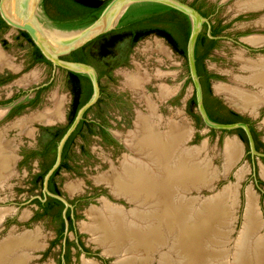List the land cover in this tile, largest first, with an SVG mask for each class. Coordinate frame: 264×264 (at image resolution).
Segmentation results:
<instances>
[{
  "label": "rangeland",
  "instance_id": "1",
  "mask_svg": "<svg viewBox=\"0 0 264 264\" xmlns=\"http://www.w3.org/2000/svg\"><path fill=\"white\" fill-rule=\"evenodd\" d=\"M184 1L203 8L208 13L207 18L210 22L220 25L222 29L217 46L206 60L208 69L216 75L213 79V90L217 93V84L225 83L260 92L262 87L244 82L241 78L251 75V72L242 67L244 60L247 63L264 59V44L258 46L248 41L253 36L264 35V23L261 20L264 18V7L259 10H242L239 3L244 0ZM156 39H158L156 36H150L136 44L125 40L114 49V56L109 60L115 68L113 77L103 78L105 90L101 104L93 106L89 111V116L96 121L92 125L93 130L89 131L85 127L84 136L78 135L75 138L68 158L71 168L61 170L58 177L62 188L61 196L71 206L70 214L73 219V224L67 219L64 235L58 239L61 219L59 216L42 214L43 211L36 202V199L41 197L42 191L45 192V186L42 188L34 184V177L39 170L37 160H23L24 153L31 152L40 142L47 141L49 136L43 133V126L38 124L42 122L29 121L27 124L31 123L30 132L16 127L15 123L23 117L53 109L60 98H64L67 102L70 87L64 73L58 74L51 81L53 71L50 68L44 64L30 62L31 46L18 36V30L10 25L0 28V48L18 67L12 69L8 66L1 67L0 64V77H7L0 80V107L9 108L15 101L26 100L28 97L31 99L36 95L39 87L50 83L42 90L34 106L24 108L14 116L8 114L0 116V134L12 143L13 154L16 152L19 155L16 170L14 168L8 180L0 187V208L5 210L0 221V242L12 234L20 235L26 231H36L41 234L39 241L43 247L32 251L28 264H86V259L94 260L98 264H116L118 261L116 256L105 253L104 249L97 245L84 225L91 220L89 212L92 207H101L105 199L124 205L128 209L132 207L126 199L115 196L106 184L99 183L96 177L109 172L112 163L114 166H119L125 155L131 153L124 146V137L135 130L134 124L139 111L149 113L146 103L140 98L142 93L126 85L125 73L134 72L139 66L152 74L157 70L166 73L160 79L152 77L149 85H146L148 94L154 99L158 88L160 92L161 83L172 90V93L168 94L171 97L160 109V115H164L162 130L167 129L171 119L182 124L188 123L192 128L188 147L203 148L205 155L212 159L217 170L212 187L203 189L200 194L195 193V195L208 198L225 188L232 189L237 185L236 202L230 201L232 206L234 204V221L231 224L230 241L228 240L226 244L229 249L227 259L234 261L237 243L247 223L250 189L257 197L256 210L261 222L258 235L264 236V147H256L258 152L254 153L246 143L244 148L235 130L211 128L186 112L188 99L193 93L192 81L184 87L187 74L186 60L177 54L171 53V57H165L153 50H146L148 43ZM161 57L164 59L163 62L158 60ZM217 95L229 103L225 94L217 93ZM237 110L248 118L259 139L264 143V105L256 111ZM4 111L0 109V113ZM157 113L159 114L158 111ZM62 121V125L67 124L65 119ZM98 123L104 125L112 134L116 133L117 137L120 136V140L115 139V142H112L104 138ZM231 137L237 138L243 144V153L239 161L228 169L229 173H226L225 146L227 139ZM14 155L16 160V154ZM72 183L82 184L81 189L71 192ZM158 260L159 257L150 264H158Z\"/></svg>",
  "mask_w": 264,
  "mask_h": 264
},
{
  "label": "bare ground",
  "instance_id": "2",
  "mask_svg": "<svg viewBox=\"0 0 264 264\" xmlns=\"http://www.w3.org/2000/svg\"><path fill=\"white\" fill-rule=\"evenodd\" d=\"M239 7L245 11L259 10L264 7V0H244ZM261 20L264 23V18ZM248 41L259 46L264 44V35L253 36ZM145 49L165 57H171L172 53L160 39L149 42ZM158 60L164 61L162 57ZM0 64L18 69L1 48ZM243 64V69L251 75L241 80L262 87L260 92L225 83L217 84L216 90L225 94L236 109L256 111L264 105V59L247 63L244 60ZM165 74L161 70L152 74L140 66L134 72L125 73L126 85L142 93L140 98L149 113L139 111L135 130L124 137L123 142L131 153L125 155L119 166L112 163V169L97 176L96 180L106 184L115 196L126 199L132 207L128 209L105 199L101 207H92L91 220L84 228L105 253L118 258L116 264H150L158 257V264H264V236L258 235L260 215L256 210L257 197L251 189L246 226L237 243L234 261L227 259L226 244L234 221V204L232 206L230 201L236 202L237 185L208 198L195 195L212 187L217 170L203 148L188 147L192 136L188 123L171 119L167 129L162 130L164 120L157 113L158 102L148 94L145 86L152 77L160 79ZM159 87L160 99L172 93L162 83ZM65 101L60 98L53 109L23 117L15 126L30 132L31 123H27L31 120L57 122L64 117ZM241 142L234 137L226 141V173L242 156ZM11 144L0 134V187L14 171L15 155ZM81 187L82 184L72 183L70 191ZM4 212L0 208V221ZM40 236L36 231L8 236L0 242V264H28L32 251L43 247ZM85 263L98 264L91 259H86Z\"/></svg>",
  "mask_w": 264,
  "mask_h": 264
},
{
  "label": "trees",
  "instance_id": "3",
  "mask_svg": "<svg viewBox=\"0 0 264 264\" xmlns=\"http://www.w3.org/2000/svg\"><path fill=\"white\" fill-rule=\"evenodd\" d=\"M110 0H43V6L46 8L51 17L55 20L57 24L65 28H80L91 24L95 21ZM163 10L162 13H160ZM135 14L144 15L149 14L147 17L143 19H139V21L135 24L137 26L134 29H130L129 27L119 26L116 29L105 33L93 41L86 44L81 49H78L69 57L74 61H81L86 63H93L98 65V61L100 60V56H107L109 54H114V49L116 46L125 39L129 34L133 36V44L137 42L142 36L155 32L160 36H166L172 42L174 48L179 50L183 55H187V46L188 41L191 35V24L188 16L182 11L169 7L166 5H152L149 9L137 11ZM208 16V13L206 12ZM0 25L7 26V23L0 15ZM137 29H141L142 32L136 31ZM222 31L220 25H214L213 35H218ZM26 34V33H24ZM28 35V34H27ZM218 39L209 38L206 32L201 33L196 44L195 53L197 60L198 72L202 76L203 84L205 85V105L208 110V113L212 120L219 123H234L238 121H248L245 117L236 113L233 110H229L226 114H220L218 109L216 108V104L220 103V100L216 97L211 98V87H210V77H215L216 75L213 73H209L206 69L205 60L212 52V50L217 46ZM90 47L94 49L93 57H86L83 54L85 48ZM37 52L40 60H45L50 62L42 51L37 47ZM111 65V63H110ZM104 73V72H102ZM70 74L80 75L79 73H75L70 71ZM94 92L93 85L91 82L88 83L87 88L82 95V99L80 100L79 106L75 110V113L71 120L75 118L77 110L87 103L89 99L92 97ZM196 105V97H193L191 100V108L190 110L193 112L194 106ZM195 116L200 120V116L195 114ZM67 128L60 130L55 134L54 138L48 143L46 149L42 150H34L29 153H25L24 161L29 160L30 158H34L36 156H43L44 158V171L42 173L37 174L35 178V184H38L40 179L47 174L48 170L54 165L56 161V155L50 157L51 152H56L57 143L66 133ZM80 129V127H79ZM236 131H239L242 135L244 141H246L249 146V139L246 131L243 128H238ZM255 139L257 141V148L264 147V143L258 138V134L255 130H253ZM76 132L70 137L67 145L65 147L64 158L68 156V151L70 150ZM67 164V163H64ZM54 191H58L54 186L52 187ZM36 201L39 203L40 207L43 208L42 214H50L53 216H59L61 219L62 228L59 234L58 239L62 238L64 235L65 228V220L62 217V211L65 207V204L56 197H49L46 201H42L37 198ZM69 245V241H68Z\"/></svg>",
  "mask_w": 264,
  "mask_h": 264
},
{
  "label": "water",
  "instance_id": "4",
  "mask_svg": "<svg viewBox=\"0 0 264 264\" xmlns=\"http://www.w3.org/2000/svg\"><path fill=\"white\" fill-rule=\"evenodd\" d=\"M139 1H160L169 6L175 7L185 12L187 15H189L192 24V30L187 46L188 63L190 66V72L193 80L192 90H194L195 88L197 89V95H198L197 110L199 115L203 119L204 124L208 125L211 128L228 130V131L235 130L239 127L244 128L249 134L252 151L254 153L258 152L255 147L250 125L247 122L239 121L228 124L219 123L212 120L208 116V113L204 106L202 85L196 68L195 46L197 39L204 28V23L206 21H209V19L206 16H204L198 10V8L193 6L190 2L184 0H110V2L107 4V6L99 15V17L91 24L80 28L68 29L52 24V22L49 20L48 15L45 14V11L42 9L41 6L42 0H0V15L8 25L12 26L15 30L29 33L33 41L40 48L43 54L49 60H51L55 65H62L68 68L69 70L76 72L88 73L93 80V85H94L93 95L89 99V101L85 103L84 106L79 110L76 118L74 119V122L68 128V130L63 135V137L60 139L58 143V155L56 162L54 163L53 167L49 170V172L46 174L44 180L45 192L53 196L60 197L65 201L67 205H69V203L62 196L56 195L48 190V181L50 176L56 171V169L60 166L62 162L63 149L67 140L78 126L85 112L99 101L101 97V84H100L98 71L94 66L84 62L66 61L62 59V56L72 53L73 51L93 41L97 37L115 29L118 26L121 17L127 11V9L132 4ZM156 37L161 41L163 40L159 36ZM165 46L173 53V49L171 48V46L169 45H165ZM145 88L149 92L147 86H145ZM158 92H159V88L156 93V99L158 100V112L159 114H161L160 113L161 106L166 101H168V99L171 96L165 97L163 99H159L157 96ZM214 94L217 95L215 90H214ZM226 103L234 110H237L234 107H232L227 101ZM0 109H4L5 111L9 110V108H3V107H0ZM162 116L164 117L163 114ZM62 120L49 124L55 125L58 122H61ZM237 138H239L243 142L245 148V142L239 136H237ZM14 154H16V160L13 163L15 164L14 168L16 170V162L19 159V155L16 152H14Z\"/></svg>",
  "mask_w": 264,
  "mask_h": 264
},
{
  "label": "flooded vegetation",
  "instance_id": "5",
  "mask_svg": "<svg viewBox=\"0 0 264 264\" xmlns=\"http://www.w3.org/2000/svg\"><path fill=\"white\" fill-rule=\"evenodd\" d=\"M166 5V6H169L163 2H160V1H139V2H136L134 4H132L128 9L127 11L123 14V16L121 17L119 23H118V26H123V27H129L130 29H134L135 25L139 19H143L145 17H147L149 14H144V15H139V14H135L137 11H140V10H145V9H149L150 7H152V5ZM192 4V3H191ZM193 6H195L194 4H192ZM42 9L45 11V14L48 15L49 17V20L52 22L53 25H56V26H59V27H62L60 26L59 24H57L55 22V20L51 17V15L48 13V11L46 10V8L43 6V0H42ZM169 7H172V6H169ZM196 8H198V10L204 15L207 17L206 15V11L203 10V8H199L197 6H195ZM175 8V7H173ZM177 9V8H176ZM179 10V9H178ZM181 11V10H180ZM163 10L160 12L162 13ZM183 12V11H182ZM185 13V12H183ZM186 14V13H185ZM187 15V14H186ZM189 20H190V17L189 15H187ZM190 24H191V20H190ZM8 25V24H7ZM214 23L213 22H210L209 21H206L204 23V28L202 30L201 33H204L206 32V34L208 35L209 38H212V39H220L219 35H213V29H214ZM3 27H6L5 25H0V28H3ZM116 27V28H117ZM62 28H65V27H62ZM115 28V29H116ZM68 29H72V28H68ZM114 30V29H113ZM191 30H192V24H191ZM136 31L138 32H142L141 29H137ZM26 33V34H24ZM200 33V34H201ZM28 34V35H27ZM211 34V35H210ZM18 36L20 38H23L25 41H27L29 43V45L31 46V51H30V62L31 63H34V64H44L46 65L48 68H50V70L53 71V74L50 78L51 81L54 80V78L56 76H58V74L60 73H64L66 79H67V84L69 85L70 89H69V100H67V102L65 103V112H64V116L65 118L63 117V120L65 119L67 121V124L66 125H62L63 121L62 122H59L55 125H50V124H45V123H38L40 124V126H43L42 129H43V133L45 132L48 136H49V139L47 141H42L39 143L38 147L34 148L32 151L34 150H42L44 151L48 145V143L54 138L55 134L58 133L60 130L66 128V127H70L71 124L74 122V119L76 118L79 110L84 106L82 105L76 112V115H75V118L73 119V121L71 120V118L73 117L74 113H75V110L77 109V107L79 106V103H80V100L82 99V95L84 94L86 88H87V85L89 82H91V84L93 85V80H92V77L88 74V73H82V72H76V71H73L75 73H79L80 75H73V74H70V71L72 70H69L68 68L62 66V65H55L51 60H49L46 56V58L50 61V62H47L45 60H40L38 57V50H37V45L35 44V42L33 41L32 37L30 36L29 33L27 32H24V31H18ZM150 36H159L161 37L164 41L162 43H164V45H169L171 46V48L173 49V53L172 54H177L179 55L180 57H182V59L186 60V65H187V74H186V77H185V82H184V87L190 82L192 81L193 83V80H192V76H191V72H190V66H189V63H188V50H187V55H183L179 50H176L172 44V42H170V40L168 39V37L166 36H160L159 34L155 33V32H152V33H149V34H146L144 36H142L137 42H135L134 44L138 43L139 41H141L142 39H145L147 37H150ZM200 36V35H199ZM199 38V37H198ZM133 36L132 34H129L125 39H123L121 42H124L125 40H128L130 41L132 44H133ZM198 40V39H197ZM119 42V43H121ZM197 44V42H196ZM84 47V46H83ZM39 48V47H38ZM82 48V47H81ZM79 48V49H81ZM196 48V46H195ZM40 49V48H39ZM188 49V48H187ZM215 49V48H214ZM213 49V50H214ZM78 50V49H77ZM75 50V51H77ZM212 50V51H213ZM75 51H73L72 53H74ZM196 51V50H195ZM93 52H94V49L90 48V47H87L85 48V50L83 51V54L84 56L86 57H90L92 58L93 57ZM43 53V52H42ZM72 53L68 54V55H65V56H62V59L63 60H66V61H74L72 60L71 58H69ZM212 53V52H211ZM211 53L209 54V56L211 55ZM114 56V54H109L107 56H103L101 57L100 56V60L98 61V65H95L93 63H88L92 66H94L97 71H98V74H99V78H100V84H101V97L99 99V101L94 104V106H98L99 104H101V99H102V95L104 93V90H105V87L103 85V78H107V79H110L113 77V71H114V66L110 65V59ZM208 56V57H209ZM207 57V58H208ZM206 58V60H207ZM195 60H196V53H195ZM206 60H205V65H206V69L208 70L209 73H212L208 67H207V63H206ZM77 62H81V61H77ZM86 63V62H84ZM56 68H58L56 70ZM196 68H197V72H198V67H197V60H196ZM104 72V73H102ZM198 75H199V78H200V82H201V85H202V90H203V97H204V106H205V109L208 113V110L206 108V105H205V96H206V91H205V85L203 84V81H202V76L199 74L198 72ZM5 78L7 77H0V80H4ZM213 79L214 77H210L209 78V81H210V87H211V98L213 99L214 97L218 98L220 100V103L219 104H216V108L218 109L219 113L220 114H226L228 113L229 110H233L235 111L236 113L240 114L241 116L245 117L240 111L238 110H234L233 108H231L224 99H222L221 97L217 96L214 94V90H213ZM50 81V82H51ZM50 83H47V84H44L42 85L41 87H39V89L36 91V95L34 97H31V99H26V100H18V101H15L10 107H9V110L8 111H5V116L8 114L9 116H14L16 115L17 113H19L20 111H22L24 108H28V107H31V106H34L35 104H37L40 96H41V92L43 89L47 88L49 86ZM152 84V83H151ZM149 85V84H148ZM93 89H94V85H93ZM193 97H196V105L194 106V109H193V112L190 110L191 108V100ZM68 104V105H67ZM93 107V106H92ZM89 108L83 118L81 119V121L79 122L78 126L76 127V129L74 130V132L71 134V136L76 132L75 134V138L78 136V135H82L84 136V131L83 129L85 127L88 128L89 131H92V125L96 123V121L91 117L89 116V111L92 109ZM197 107H198V95H197V89L195 88L193 90V93H192V96L190 99H188V103L186 105V112L192 114L194 117L195 114H198V110H197ZM200 116V115H199ZM208 116L210 117L209 113H208ZM201 117V116H200ZM197 118V117H196ZM211 118V117H210ZM246 119H248L247 117H245ZM198 119V118H197ZM62 120V119H61ZM199 120V119H198ZM59 121V120H58ZM201 122L204 123L203 119L200 118ZM244 122H247L249 125H250V128H251V131H252V135H253V139H254V143H255V147H257V141L255 139V136H254V133H253V130H255V128L253 127V125L248 121H245V120H242ZM239 122V121H238ZM99 127H100V131H101V135L112 141V142H115V139L119 140L116 133H111L110 131H108V129L102 125V124H99ZM80 127V129H79ZM67 128V130H68ZM239 128H242V127H239ZM238 129V128H237ZM244 129V128H243ZM245 130V129H244ZM236 131V129H235ZM246 131V130H245ZM256 131V130H255ZM239 135V137L243 140L242 138V135L239 131H236ZM247 135H248V139H249V147L251 148V141H250V137H249V134L248 132L246 131ZM70 136V137H71ZM124 136V135H122ZM69 137V139H70ZM74 138V140H75ZM259 138V137H258ZM69 139L67 140V142L69 141ZM244 141V140H243ZM67 142L64 146V149H63V155H62V162L60 164V166L56 169V171L50 176L49 178V181H48V190L56 195H60L62 194V188H61V182L59 180V175L61 173V170L63 169H70L71 166L69 164V153H70V150L68 151V156L66 158H64V152H65V147L67 145ZM246 143V141H244ZM59 143V142H58ZM58 143H57V147H56V152H51L50 153V157L53 156V155H56V159H57V155H58ZM73 145V144H72ZM247 145V143H246ZM248 146V145H247ZM72 147V146H71ZM29 153V152H28ZM23 158L25 159V153L23 154ZM23 159V160H24ZM32 159H36L37 160V163H38V173H42L44 171V166H43V163H44V158L43 156H36L34 158H30V160ZM56 162V161H55ZM64 163H67V164H64ZM53 167V166H52ZM51 167V168H52ZM50 168V169H51ZM49 169V170H50ZM48 170V172H49ZM47 172V173H48ZM36 174V176H37ZM36 176L34 177V181H35V178ZM45 177L46 175L43 177V179H40V181L38 182V184H34L35 185H40L42 188H44L45 186V183H44V180H45ZM55 187L56 189H58V191H54L52 189V187ZM49 197H56L58 199H60L64 204H65V207L63 208V211H62V217L64 218L65 220V224H66V221L67 219L71 221V223L73 224V219L71 218V214H70V211H71V206L70 205H67L65 203V201L63 199H61L60 197H57V196H53L47 192H44L42 191L41 193V197H39V199H41L42 201H46ZM37 202V201H36ZM38 203V202H37ZM39 205V203H38ZM40 207V205H39ZM40 209L43 211L44 209L40 207ZM49 215V214H47ZM73 227V226H72ZM61 228H62V224H61Z\"/></svg>",
  "mask_w": 264,
  "mask_h": 264
}]
</instances>
